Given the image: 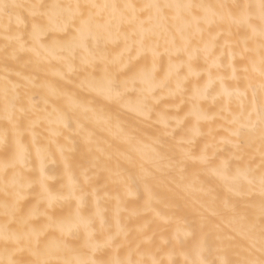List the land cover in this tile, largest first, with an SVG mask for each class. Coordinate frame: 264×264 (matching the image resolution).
<instances>
[{
    "label": "bare ground",
    "instance_id": "1",
    "mask_svg": "<svg viewBox=\"0 0 264 264\" xmlns=\"http://www.w3.org/2000/svg\"><path fill=\"white\" fill-rule=\"evenodd\" d=\"M5 2L60 5L52 12L63 21L66 6L75 4L232 5L259 0ZM91 11L101 25L94 28L98 40L87 49L73 42L71 61L66 57L75 25L61 29L54 24L38 43L26 45L35 52L20 51L17 37L31 40V10L0 16V165L13 159L17 141L26 155L22 165L7 173L0 166V226L3 201L16 193H23L26 213L35 206L41 212L47 208L56 221L73 218L75 197H80V210L90 219L88 230L96 241L103 246L112 237L98 258L154 257L162 264L259 258L260 196L255 178L264 168V149L258 115L260 76L252 71L253 63L259 66L258 39L248 40L253 51H246L244 41L250 33L243 27L233 26L231 36L227 28L216 27L201 34L191 17L183 24L169 13L167 19L146 25L150 37L141 48L132 26H118L116 20L109 25L107 10ZM69 64L75 71L69 72ZM105 68L122 93L120 100L107 98L90 79L104 75ZM5 88L15 100L10 115L17 128L5 119ZM205 88L208 94L200 96ZM142 105H147L146 114L140 111ZM238 130L241 135L235 134ZM185 153H206L210 163L185 159L181 171L175 160ZM42 161L47 187L63 197L51 208L39 183ZM35 223L43 226L45 217ZM47 232L49 239L64 242L51 257L54 260H73L87 251L84 228L62 237L52 223ZM8 259L32 264L36 256L27 247L6 252L0 243V260Z\"/></svg>",
    "mask_w": 264,
    "mask_h": 264
},
{
    "label": "snow or ice",
    "instance_id": "2",
    "mask_svg": "<svg viewBox=\"0 0 264 264\" xmlns=\"http://www.w3.org/2000/svg\"><path fill=\"white\" fill-rule=\"evenodd\" d=\"M60 5H45V4H31L24 5L21 3H6L5 0H0V16L9 17L16 13L20 9H30V14L33 17L31 40L24 41L22 36L17 37L19 42L20 51L29 50L35 52L36 49L27 48V44L38 43L43 35L54 24L63 29L66 25H75V34L72 36V40L69 41V48L67 50V59L71 61L74 58V49L72 43L78 41V46L87 49L89 44L93 40H98V36L94 32L95 29H99L101 25L98 23L97 16L91 10L103 9L108 11V23L109 25L116 20L119 22L118 26L129 25L134 29L133 34L139 35L138 43L141 48L145 47L146 41L150 37V29L146 27L152 23L154 19L159 20L161 18L167 19L169 13H172V19L179 23L186 24L187 17H191L196 22V27L199 33L203 34L205 30L209 32L213 27L219 29H228V35L231 36V28L233 26L245 28L250 35L244 41V48L246 51H253L248 48V40L258 39L259 41V66L253 63L252 71H258L260 76V89H259V125H260V141L262 149H264V0H259L256 4H192V3H145L141 5L137 4H75L66 6L68 11L67 17L61 21L60 17L52 12L54 8H60ZM202 13V15H201ZM258 21V23H256ZM78 22V23H77ZM203 25V27H201ZM208 46H206L207 51ZM63 51V50H62ZM153 56L157 53L153 50ZM61 58H65L61 55ZM192 57L189 56L188 69L191 71ZM85 64L95 63V61H84ZM215 63V61H213ZM86 70V69H85ZM75 71L71 64H69V72ZM91 81L99 86L102 94H105L109 99L120 100L122 93L116 87L115 82L108 74L105 68L104 75L100 77L92 76ZM211 82V76H209ZM199 92V90H198ZM200 96H206L208 94L207 88L203 92L199 93ZM255 92L253 93V112H256L255 107ZM5 119L12 124L13 128H17L13 116L10 115L16 108L15 100L9 98L8 89L5 88L3 92ZM140 111L143 114L147 113V105H142ZM165 127H167L166 119L162 118L161 121ZM244 126L242 125L241 128ZM198 134V127L193 128V135ZM236 135H241V131H237ZM6 139V133L4 136ZM191 140L185 141L190 143ZM26 159L25 149L22 144L17 141L16 152L11 161L2 162V168L5 173L9 169H15L18 165H22ZM185 159L199 161L202 164H209V158L207 154H201L199 156L185 153L184 157L177 158L175 164L180 167L181 171L184 170ZM226 168V165H225ZM41 177L40 188L44 197L45 203L48 208H51L56 200L61 199L59 194L53 193L46 184L47 177L44 173V164L41 163ZM259 185L260 196V219H261V247L259 258H245L239 261L222 260L221 264H264V168L258 178H255ZM252 183V181H249ZM30 186V185H29ZM5 196H8L7 190ZM78 201L77 209L73 218L62 219L56 221L51 215L48 214L47 208L41 212L39 206H35L27 213L21 204L24 199L23 193H16L11 199H5L3 201V223L0 226V243L4 245L5 251L11 249L13 252L23 250L27 247L36 259L32 261V264H162V261H158L154 257L149 260L132 259L129 256L127 259H120L118 256H114L110 259L98 258L97 253L102 250V247H110L112 237L104 242L102 246L96 241L94 234L88 230L90 219L84 217L80 208V197H75ZM43 215L45 217V223L41 227L36 226V220ZM55 223L57 231L61 236H71L73 233L84 228L87 231V241L85 248L87 251H82L81 254L73 260H54L51 257L53 254L58 253L64 246V242L55 239L48 238L47 229L49 226ZM150 242V241H146ZM140 249L137 248V252ZM0 264H17L13 259H8L6 262L0 260Z\"/></svg>",
    "mask_w": 264,
    "mask_h": 264
}]
</instances>
